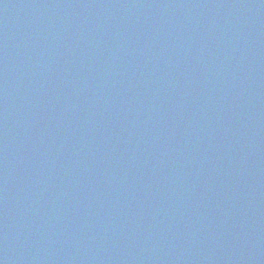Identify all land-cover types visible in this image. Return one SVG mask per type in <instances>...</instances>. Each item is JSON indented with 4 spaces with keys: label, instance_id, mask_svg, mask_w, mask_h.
<instances>
[{
    "label": "water",
    "instance_id": "1",
    "mask_svg": "<svg viewBox=\"0 0 264 264\" xmlns=\"http://www.w3.org/2000/svg\"><path fill=\"white\" fill-rule=\"evenodd\" d=\"M0 264H264V0H0Z\"/></svg>",
    "mask_w": 264,
    "mask_h": 264
}]
</instances>
